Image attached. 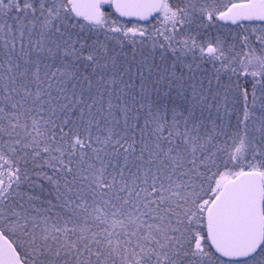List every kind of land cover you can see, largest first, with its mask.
I'll return each mask as SVG.
<instances>
[{"label": "snow or ice", "instance_id": "obj_1", "mask_svg": "<svg viewBox=\"0 0 264 264\" xmlns=\"http://www.w3.org/2000/svg\"><path fill=\"white\" fill-rule=\"evenodd\" d=\"M0 264H264V0H0Z\"/></svg>", "mask_w": 264, "mask_h": 264}]
</instances>
